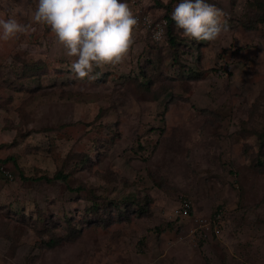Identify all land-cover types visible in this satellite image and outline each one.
<instances>
[{
	"label": "rangeland",
	"instance_id": "374dc122",
	"mask_svg": "<svg viewBox=\"0 0 264 264\" xmlns=\"http://www.w3.org/2000/svg\"><path fill=\"white\" fill-rule=\"evenodd\" d=\"M178 2L145 7L161 42L136 27L79 80L31 0H0L35 28L0 40V264H264V0H208L212 42L176 29ZM183 199L219 233L192 243Z\"/></svg>",
	"mask_w": 264,
	"mask_h": 264
},
{
	"label": "clouds",
	"instance_id": "9594fccd",
	"mask_svg": "<svg viewBox=\"0 0 264 264\" xmlns=\"http://www.w3.org/2000/svg\"><path fill=\"white\" fill-rule=\"evenodd\" d=\"M28 10L32 22L47 25L65 56L74 58L69 71L79 80H94L95 68L122 63L135 42L134 29L140 24L127 0H31ZM23 12L24 8L18 7L7 18H0V40L6 42L35 31L15 18ZM224 15L208 0H179L171 18L184 37L212 42L228 30ZM144 22L150 26L151 17L146 16ZM163 36V28L157 25L153 40L159 42Z\"/></svg>",
	"mask_w": 264,
	"mask_h": 264
},
{
	"label": "built area",
	"instance_id": "2783aa9c",
	"mask_svg": "<svg viewBox=\"0 0 264 264\" xmlns=\"http://www.w3.org/2000/svg\"><path fill=\"white\" fill-rule=\"evenodd\" d=\"M129 2V5L134 9V15H136L139 20L140 24L138 27H140L144 31L149 32V38L153 40V31L157 30V25H159L161 28H163L166 25L165 20H154L151 14L145 10V7H148V2L146 4V0H127ZM149 16L151 17L152 24L146 25L144 20L145 17ZM155 41V40H153ZM174 213L176 216L180 218H191L196 226L191 229V235H192V243L196 244V240L199 241L201 237L205 236L207 234L206 230H210L217 235L219 233V228L221 224V210L216 211L213 214V217H202L199 215V213L194 212V206L193 203L188 199H183L180 201V203L175 206Z\"/></svg>",
	"mask_w": 264,
	"mask_h": 264
},
{
	"label": "trees",
	"instance_id": "16d2710c",
	"mask_svg": "<svg viewBox=\"0 0 264 264\" xmlns=\"http://www.w3.org/2000/svg\"><path fill=\"white\" fill-rule=\"evenodd\" d=\"M128 2V1H127ZM152 17H153V19L154 20H162V19H160V18H155L153 15H151ZM264 20V16L261 18V21H263ZM167 28V24L165 25V27H164V36H163V38L165 37V34H166V29ZM146 33H147V36H148V38H149V32L148 31H145ZM149 40H151L150 38H149ZM151 41H153V40H151ZM162 41V39L159 41V42H161ZM154 42V41H153ZM158 42V43H159ZM37 66L39 67V65L37 64ZM44 178H45V176H43ZM42 177V178H43ZM56 178V177H55ZM142 205L143 204H141L140 206H138L139 208H137L138 209V212H141L142 210H141V207H142ZM137 211V210H136ZM98 221H101V222H105V219L103 218V216H99V219H98ZM200 244V243H199Z\"/></svg>",
	"mask_w": 264,
	"mask_h": 264
}]
</instances>
